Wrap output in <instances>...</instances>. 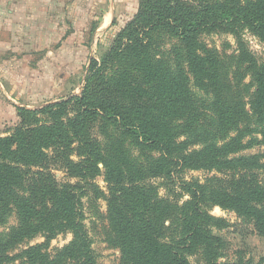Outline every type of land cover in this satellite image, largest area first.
<instances>
[{"label":"trees","instance_id":"obj_1","mask_svg":"<svg viewBox=\"0 0 264 264\" xmlns=\"http://www.w3.org/2000/svg\"><path fill=\"white\" fill-rule=\"evenodd\" d=\"M244 30L264 42V0H139L90 60L78 96L38 110L16 107L18 124L0 135V224L13 213L18 223L0 235V264H96L82 213L86 188L106 201L109 243L121 264H190L194 255L235 264L218 263L223 243L213 231L227 223L211 207L234 212L264 237V182L249 176L259 157L238 156L257 144L255 127L264 124V64L245 46ZM215 33L233 36L235 55L223 60L201 41ZM165 39L174 42L168 49ZM194 90L211 98L219 131L233 134L220 145L204 138ZM97 122L132 143L151 177L229 173L228 190L190 180L186 201L172 211L159 206L156 189L138 184L92 136ZM57 169L67 180L56 178ZM102 170L107 195L94 184ZM63 233L71 241L51 253L49 242ZM37 236L44 242L16 253Z\"/></svg>","mask_w":264,"mask_h":264},{"label":"rangeland","instance_id":"obj_2","mask_svg":"<svg viewBox=\"0 0 264 264\" xmlns=\"http://www.w3.org/2000/svg\"><path fill=\"white\" fill-rule=\"evenodd\" d=\"M138 4L139 0H37L31 10L32 23L11 26L16 39L8 35L5 39L0 38V52L4 53L6 49L16 52L14 57L0 55V135L7 136L18 124L16 107L38 110L78 96L90 60L97 59L108 48L117 32L136 14ZM241 38L255 59L264 64V42L245 30ZM201 41L209 49L215 50L223 60L236 53V42L230 34L204 35ZM161 43L165 49L174 44L168 39ZM248 83L247 77L243 80L242 89ZM194 93L206 131L204 138L222 144L224 139L233 134L226 135L219 131L211 108V98L197 90ZM73 111L71 108L70 113ZM255 128L256 133L252 138H256L257 144L253 143L250 149L240 152L238 156H258L260 167L250 171L249 176L251 180L264 182V124ZM92 136L114 158L118 157L125 172L138 184L155 188L157 200L166 202L171 211L188 199L182 190L184 182L192 180L226 190L229 188V173L181 172L177 169L169 178L151 177L138 150L107 124L97 122L92 129ZM198 148L194 146L192 149ZM53 174L59 181L67 180L65 173L59 169L54 170ZM94 184L107 195L103 170L95 178ZM84 191L82 213L96 264H121L119 250L109 243L106 201L92 189L86 188ZM159 206H162V202ZM210 214L227 223L223 229L213 231L223 243L218 263L264 264V237L257 233L251 222L219 207H211ZM175 216L174 210L167 217L173 219ZM17 223L16 215L10 214L5 223L0 224V235L7 234ZM164 225L169 226V220ZM172 232V229L169 230L166 236ZM71 239L68 233L57 235L49 242V251L52 253L66 246ZM43 242V236H37L24 242L16 253ZM189 261L190 264H205L197 255L190 257ZM13 264L23 263L17 261Z\"/></svg>","mask_w":264,"mask_h":264},{"label":"crops","instance_id":"obj_3","mask_svg":"<svg viewBox=\"0 0 264 264\" xmlns=\"http://www.w3.org/2000/svg\"><path fill=\"white\" fill-rule=\"evenodd\" d=\"M37 0H0V38L5 39L6 35L16 39V33L11 26L31 24V10ZM11 51V52H10ZM14 50L6 49L0 52L1 56L14 57Z\"/></svg>","mask_w":264,"mask_h":264}]
</instances>
